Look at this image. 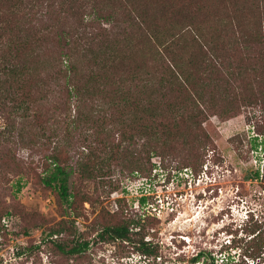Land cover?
Instances as JSON below:
<instances>
[{"label":"rangeland","instance_id":"obj_1","mask_svg":"<svg viewBox=\"0 0 264 264\" xmlns=\"http://www.w3.org/2000/svg\"><path fill=\"white\" fill-rule=\"evenodd\" d=\"M92 5L102 10L105 3L0 0V57L22 68L35 97L25 117L5 118L0 104V131L8 124L0 133V264H123V256L140 253L135 243L141 235L160 256L148 264H207V258L191 261L198 251L219 263L228 256L241 259L250 217L264 219V80L210 83L205 100L215 106L199 127V121L189 130L180 118L162 120L177 126L167 144L131 128L119 134L123 123L135 124L132 114L144 115L140 112L121 117L111 111L104 118L93 113L72 122L57 72L63 52L71 53L76 82L87 85L89 73H100L95 63L114 52L108 40L120 32L117 23L85 16ZM66 37H78L76 45H68ZM112 58L118 64L116 52ZM0 87L3 92L5 83ZM92 99L82 101L84 111L109 109L106 100ZM74 108L71 99V115ZM99 123L109 142L121 140L117 154L102 142ZM128 133L135 134L132 140ZM54 152L74 168L70 205L38 181L42 159ZM83 161L100 170L85 176V167L76 166ZM136 219L139 225L130 222ZM120 222L137 234L126 241L99 238L103 226ZM81 241H87L86 250L70 256L56 246Z\"/></svg>","mask_w":264,"mask_h":264},{"label":"trees","instance_id":"obj_2","mask_svg":"<svg viewBox=\"0 0 264 264\" xmlns=\"http://www.w3.org/2000/svg\"><path fill=\"white\" fill-rule=\"evenodd\" d=\"M103 1L105 5L102 10L98 5H92L85 16L92 14L95 19L102 18L105 22L118 24L120 32L108 40L111 45L107 47L118 54L119 61L118 64L112 62L114 52L104 55V61L98 60L97 65L95 63L100 73H89L85 80L87 85H79L73 75L71 53L63 52L57 72L64 79L63 99L72 122L87 120L93 113L104 118L111 111L120 113L121 117L130 112H140L144 115L132 114L135 124L123 123L119 134L124 136L125 130L131 128L134 133L150 138L161 136L163 144H167L177 126L171 124L167 127L162 120L167 117L171 120L180 118L189 130L199 121V127L207 117V111L215 106L211 99L205 100L210 83L215 86L234 84L250 77L264 80V0ZM118 9L119 17L115 15ZM70 38L66 37L65 40L69 41L68 45H76L78 37ZM97 57H94V61ZM3 61L0 57V71L3 74L0 84L5 83L3 92L0 87V94H5L0 97V104L7 112L5 118L8 115L25 117L30 103L35 99L32 87L30 82L22 79L20 66ZM111 69H115L116 73H110ZM12 82L15 83L13 89L10 88ZM92 97L106 100L110 104L109 109L95 110L89 107L85 112V101H82L91 100ZM71 99L75 102L72 115ZM210 102L212 107H209ZM99 125L95 127L106 137V141L102 142L108 143L112 156L117 154L122 147L121 140L109 142V133L103 125ZM1 129L0 133L8 130L7 122L3 123ZM134 136L128 133L127 138L132 140ZM85 162L76 165L85 167V176H92L95 170H100L99 166ZM41 166L39 183L52 190L61 202L70 205L75 197L69 190V179L74 168L67 165L57 152L44 156ZM257 175L255 171L254 176ZM140 201L143 202V198ZM130 222L139 225L140 220ZM245 230L249 238L244 241L241 259L234 260L228 256L223 263H219L208 252L198 251L191 261L201 258L203 263L207 258V264H264V219L252 220L250 217ZM132 232L128 223L120 222L103 226L98 236L100 239L126 241ZM142 238L141 235L137 239L135 249L146 255L156 254L153 245ZM56 246L70 256L85 251L87 241L75 242L67 247Z\"/></svg>","mask_w":264,"mask_h":264},{"label":"built area","instance_id":"obj_3","mask_svg":"<svg viewBox=\"0 0 264 264\" xmlns=\"http://www.w3.org/2000/svg\"><path fill=\"white\" fill-rule=\"evenodd\" d=\"M157 216V215H156ZM145 242H149V239L147 237H143L142 239ZM151 244V243H150ZM155 260L157 262L160 261V256L159 255H154L153 258H148L146 254L143 253H129L128 255H125L121 258L123 264H137V262L140 260L139 264H148L149 260Z\"/></svg>","mask_w":264,"mask_h":264}]
</instances>
